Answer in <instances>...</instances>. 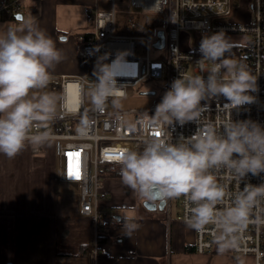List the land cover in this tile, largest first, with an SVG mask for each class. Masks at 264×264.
<instances>
[{
  "label": "clouds",
  "instance_id": "clouds-1",
  "mask_svg": "<svg viewBox=\"0 0 264 264\" xmlns=\"http://www.w3.org/2000/svg\"><path fill=\"white\" fill-rule=\"evenodd\" d=\"M17 19L20 26L0 25V154L9 159L28 146L34 150L50 146V124L62 118L65 111H77L84 94V89L78 88L65 103L64 95L44 91L52 82L55 67L64 59L62 50L35 18ZM232 48L231 38L223 30L204 35L198 52L212 63L205 69L206 77L174 79L154 113L143 114L148 126L163 125L174 130L176 125H198L209 109L207 102L223 97L227 102L222 107L230 115L220 131L209 122L192 136L181 135L175 142L170 132H161L146 139L141 149L122 150L116 160L122 184L141 196L148 198L155 187L167 198H186V226L199 233L207 225H214L220 254L239 247L237 233L250 223H264L260 215L252 218L253 210L264 201V183H245L242 190L230 195L231 206L217 207L229 193L226 185L217 182L214 171L227 170L230 178L240 181L248 174L264 173V127L252 120L231 118L232 110L254 102L255 97L249 93L257 91V77L247 64L226 58ZM106 56L97 58L93 71L96 79L87 93L93 110L98 111L105 109L109 98L114 108H120L126 95L111 66L103 62ZM91 124L84 115L78 133L86 135ZM34 127L41 131L35 132ZM138 228L136 223H126L125 235L130 237Z\"/></svg>",
  "mask_w": 264,
  "mask_h": 264
},
{
  "label": "built area",
  "instance_id": "built-area-1",
  "mask_svg": "<svg viewBox=\"0 0 264 264\" xmlns=\"http://www.w3.org/2000/svg\"><path fill=\"white\" fill-rule=\"evenodd\" d=\"M100 0L84 5L82 11L88 23L86 31L76 35V56L86 59L92 65L89 77H58L52 79L51 84L59 86L60 94L65 96V103L71 97L68 95L69 83L78 88L90 89L96 77L93 71L97 58L103 57L105 64L111 66L118 86H121L125 96L136 93L138 95H156L155 101L148 106L130 107L112 110H83V97L77 111H65L62 118L54 120L49 127L51 144H45L38 149L31 148L34 154L43 148L50 158L55 169L56 157L60 160L61 167L58 178L63 182H74L79 187V213L87 219L92 226L94 251L98 247V235L101 228L125 226L121 219L107 217L103 211L102 201L107 192L103 182V174L120 171L116 162L119 153L126 149H141L146 139L159 136L161 132H170L172 141L175 142L181 135L192 136L196 129L207 123L215 125L220 131L222 124L229 118V111L223 108L227 101L218 97L208 101L209 109L204 112L199 124L187 123L183 127L176 125L166 128L163 125H147V119L154 113L155 106L161 101L163 94L169 89L171 82L179 77L203 75L205 69L211 68L212 63L201 57L195 56L194 49L182 51L179 48V33L192 30L197 40L211 32L223 30L224 32L241 33L249 35L245 45H236L242 50L251 74L256 79L257 91L249 93L255 97L253 103L245 104L231 112L235 120H252L264 127V66L262 57L264 53V0H253L242 6L253 12L248 23L222 24L217 21L219 17H228L233 12L235 0H128L134 7L143 11L163 14L166 16L167 28L157 29L153 38H142L132 35H118L115 31V2L117 0H103L109 3L107 9L99 6ZM9 10V5H0V16ZM246 21V20H245ZM244 21V22H245ZM164 35L163 45L155 46L158 40V31ZM144 39V53H138L135 41ZM165 49V56L159 57L156 51ZM152 51V52H151ZM119 57V59H118ZM148 83V87L140 88ZM54 89V88H53ZM111 100L109 98L108 102ZM203 103V102H202ZM87 115L92 121L86 135L77 131L81 118ZM35 132L41 131L34 127ZM78 173V178H76ZM217 182L226 185V195L220 209L231 206L230 195L242 190L245 183L259 185L264 183V173L258 176L248 174L242 181L230 178L227 170L214 171ZM165 203L169 198L165 197ZM179 211L176 220L185 224L189 216L188 201L179 198ZM264 201L260 208L253 210V219L260 215L264 219ZM218 230L214 225H207L202 232L193 230L194 251L206 253L213 250L215 236ZM239 247L231 249L235 254L250 256L253 264H264V223H250L242 232L237 233Z\"/></svg>",
  "mask_w": 264,
  "mask_h": 264
},
{
  "label": "crops",
  "instance_id": "crops-1",
  "mask_svg": "<svg viewBox=\"0 0 264 264\" xmlns=\"http://www.w3.org/2000/svg\"><path fill=\"white\" fill-rule=\"evenodd\" d=\"M93 2L94 0H28L24 4L23 0H0V5H10L13 14H21L24 20L35 18L39 27L46 30L47 34L56 42L57 48L62 50L64 59L52 73L54 80L61 76L89 77L91 74V63L86 59H79L75 54L78 47L75 38L78 33L87 30L88 23L85 21L82 8ZM10 24L20 26V21L16 17L2 18L0 16V25ZM50 86H57L59 89L57 84L50 83ZM52 91H54L53 88ZM31 148V146L28 149L25 148L23 152L32 155ZM17 157L19 158V156ZM14 159L0 154V164L5 166L17 164L12 163ZM34 165L36 168L41 166L39 178L22 179V175H17L16 179H2L13 182L15 180L14 183L17 186L9 185L8 187L18 194L17 207L26 204L24 197L28 192L27 185L30 187L32 208L28 212L29 221L20 223L18 230L24 234L30 232L31 236L35 237V242L32 239L27 240L26 237L22 239L20 247L23 249L18 254L21 263H23L25 253L29 248L30 256H26V260L30 264L35 262L36 264H252L250 256L233 252H228L227 256L195 252L193 230L177 220L169 221L166 225L151 219H141L137 223L133 221L139 225V228L133 231L130 237L125 235V226L101 228L98 235V247L94 251L91 223L83 218L79 211L78 215L55 212V198L52 197V194L56 179L54 177L49 179L50 172H52L51 166L53 167L50 158L45 154L39 161L36 160ZM6 173L9 172L3 173L0 167V175L4 174L5 176ZM53 173L56 175L54 168ZM1 186L5 187V184L3 183ZM104 186L106 189L105 181ZM0 192L8 195L5 189ZM106 204L107 200L104 199L102 206ZM13 208L14 206L10 203L7 214L0 211V231H2L6 216L9 217L8 221L10 220ZM60 218L72 224L71 230L62 231V238L59 236L57 227ZM121 220L125 223H132L131 220ZM77 227L81 228L84 233L83 241L80 242L77 240ZM70 239L75 240L74 249ZM8 243L9 240L4 241L5 248H9ZM84 243L87 244L86 255L79 256L78 252L84 250L79 249L78 246ZM58 245L61 246L59 252L56 250ZM32 249H34V254ZM0 252L4 253L2 244H0ZM13 259L9 254L5 256L0 254V263L12 264ZM242 260L244 261L242 262Z\"/></svg>",
  "mask_w": 264,
  "mask_h": 264
},
{
  "label": "rangeland",
  "instance_id": "rangeland-1",
  "mask_svg": "<svg viewBox=\"0 0 264 264\" xmlns=\"http://www.w3.org/2000/svg\"><path fill=\"white\" fill-rule=\"evenodd\" d=\"M28 0H23L24 4ZM253 0H235L233 2V12L228 17H219L217 21L222 24H234V23H248L253 17V12L243 9L242 6H245L247 3H252ZM99 6L102 9H107L109 3L106 1L100 0ZM246 20V21H245ZM245 21V22H244ZM167 28L166 16L163 14L146 12L143 11L140 7H134L129 4L128 0H117L115 2V33L118 35H132L142 38H153L156 34L157 29L165 30ZM215 33L211 32L208 35ZM226 36L231 38V42L233 45H245L247 38L249 35H244L241 33H231L225 32ZM201 40H197L195 33L192 30L181 31L179 33V48L182 51H191L194 48H199ZM136 49L138 53L143 54L145 49V41L144 39H137L135 41ZM152 52V51H151ZM165 49H159L156 51V55L159 57L165 56ZM104 62V61H103ZM148 83L141 85L140 88L148 87ZM52 88H54L52 91ZM88 88H84L83 94V110L90 111L92 110V104L90 102L88 96ZM49 92H55L60 94L57 86H50L46 89ZM157 95V94H156ZM156 95H138L136 93L129 94L121 99V107L122 108H130V107H140V106H148L155 101ZM112 99V98H111ZM117 109L112 106L111 100L107 102L105 110ZM27 149L30 146L26 147ZM31 153V152H30ZM32 154V153H31ZM46 154V151L41 148L39 153L34 155H29L27 152L21 151L12 163H17L14 165L5 166L0 164L3 173H6L5 176L0 175V191L5 189L8 195L0 192V211L5 212L7 214V210L9 208L10 203L14 206L11 212V218L8 221V216L4 219L2 231H0V244H2L3 252H0L1 255L5 256L7 254L11 255L14 259L12 264H30L28 260H26V256H30V249L28 248L23 263L20 261V257L18 254L23 249L20 247L22 239L26 237L27 240H33L35 242V237L31 236V233L27 232L24 234L23 232H19L18 227L20 223L25 221H29L28 212L31 210V195H30V187L28 186V192L25 195L26 204L21 205L19 207L16 206V198L18 194L10 187L17 186L13 181H3L2 179H16V176L22 175V179H34L39 178V174L41 172V166L36 168L34 165L35 161H39ZM61 163L60 160L56 157L55 164V173H53V167L51 166L52 172H50L49 179H56V183L54 185V192L52 197L55 198V212L57 214H73L78 215L79 211V187L78 184L74 182H63L58 178L60 171ZM23 168V169H21ZM36 168V169H35ZM37 171V172H36ZM40 171V172H39ZM14 173V174H13ZM47 179V178H46ZM106 182V192L107 196L105 200H107V204L103 206V211L107 217L115 218V219H127L131 220L133 223L141 219H151L157 220L159 223L167 224L169 221L176 220V214L179 211V198L172 199L169 198V202L165 203L164 207L159 209H148L143 206V202L146 197L141 196L138 192L133 191L127 188L122 184L120 176H103V182ZM5 184V187H2V184ZM51 198V197H50ZM23 200V199H21ZM76 224L78 221L76 220ZM71 222H68L65 219H59V223L57 224L59 236L61 237L62 231L68 229L71 230ZM76 234H78V241H83V230L81 228H76ZM9 240V248L4 247V241ZM71 240V239H70ZM74 239L71 240L72 248L74 249ZM11 245V246H10ZM13 245V246H12ZM61 246L58 245L57 251L59 252ZM67 250V248H64ZM8 251V253H7ZM232 253L231 249L226 251L223 254L218 253L217 244H215L213 250L202 253V254H217L219 256H227V253ZM15 255H14V254ZM32 253L34 254V249H32ZM216 255V256H217ZM35 260V259H34ZM244 260H242L243 262ZM247 262V261H246ZM251 263V262H250ZM3 264V263H0ZM11 264V263H6ZM36 264V262L34 263ZM220 264V263H218ZM253 264V261H252Z\"/></svg>",
  "mask_w": 264,
  "mask_h": 264
},
{
  "label": "trees",
  "instance_id": "trees-1",
  "mask_svg": "<svg viewBox=\"0 0 264 264\" xmlns=\"http://www.w3.org/2000/svg\"><path fill=\"white\" fill-rule=\"evenodd\" d=\"M2 18H15V14H13L10 5H9V10L5 11L3 13ZM194 54H195V56L201 57V55L198 52V48H194ZM226 58L240 60L241 58H245V56L242 54V50L240 48H238L236 45H233V48L231 49V53L228 54L226 56ZM262 65L264 66V53H263V57H262ZM102 176L107 177V176H120V175H119V171H115V172H110L108 174H103ZM98 242H99V239H98ZM78 248L84 250L82 252H78V255L79 256H85L86 255L85 249L87 248V244H85V243L80 244L78 246Z\"/></svg>",
  "mask_w": 264,
  "mask_h": 264
},
{
  "label": "water",
  "instance_id": "water-1",
  "mask_svg": "<svg viewBox=\"0 0 264 264\" xmlns=\"http://www.w3.org/2000/svg\"><path fill=\"white\" fill-rule=\"evenodd\" d=\"M16 18L21 17V14H16ZM163 40H164V35L163 31L159 30L158 31V40L155 42V46H162L163 45ZM157 188L153 187L150 192V196L144 200L143 206L148 208V209H155V208H163L165 205L166 199L164 198L163 195H158L157 194ZM158 202V203H156Z\"/></svg>",
  "mask_w": 264,
  "mask_h": 264
},
{
  "label": "bare ground",
  "instance_id": "bare-ground-1",
  "mask_svg": "<svg viewBox=\"0 0 264 264\" xmlns=\"http://www.w3.org/2000/svg\"><path fill=\"white\" fill-rule=\"evenodd\" d=\"M75 91H76V86H75V84H73V83H69V86H68V95H69V97H71V99L73 98V95H74ZM71 99H70V100H71ZM70 100H69V101H70Z\"/></svg>",
  "mask_w": 264,
  "mask_h": 264
},
{
  "label": "flooded vegetation",
  "instance_id": "flooded-vegetation-1",
  "mask_svg": "<svg viewBox=\"0 0 264 264\" xmlns=\"http://www.w3.org/2000/svg\"><path fill=\"white\" fill-rule=\"evenodd\" d=\"M157 190V194L158 195H163L158 189H156ZM164 196V195H163ZM164 198H165V196H164ZM145 199H147V198H145ZM156 203H158V202H156Z\"/></svg>",
  "mask_w": 264,
  "mask_h": 264
},
{
  "label": "snow or ice",
  "instance_id": "snow-or-ice-1",
  "mask_svg": "<svg viewBox=\"0 0 264 264\" xmlns=\"http://www.w3.org/2000/svg\"><path fill=\"white\" fill-rule=\"evenodd\" d=\"M75 175H76V178H78V173H76Z\"/></svg>",
  "mask_w": 264,
  "mask_h": 264
}]
</instances>
